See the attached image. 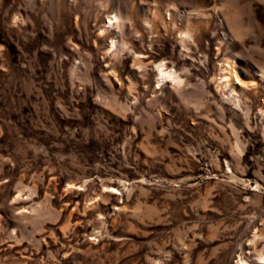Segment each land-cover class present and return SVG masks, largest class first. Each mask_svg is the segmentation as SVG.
I'll use <instances>...</instances> for the list:
<instances>
[{
  "label": "rangeland",
  "instance_id": "obj_1",
  "mask_svg": "<svg viewBox=\"0 0 264 264\" xmlns=\"http://www.w3.org/2000/svg\"><path fill=\"white\" fill-rule=\"evenodd\" d=\"M0 264H264V0H0Z\"/></svg>",
  "mask_w": 264,
  "mask_h": 264
},
{
  "label": "bare ground",
  "instance_id": "obj_2",
  "mask_svg": "<svg viewBox=\"0 0 264 264\" xmlns=\"http://www.w3.org/2000/svg\"><path fill=\"white\" fill-rule=\"evenodd\" d=\"M161 71V70H160ZM161 73V75H162V78H163V76H165L166 74L164 73V72H160Z\"/></svg>",
  "mask_w": 264,
  "mask_h": 264
}]
</instances>
